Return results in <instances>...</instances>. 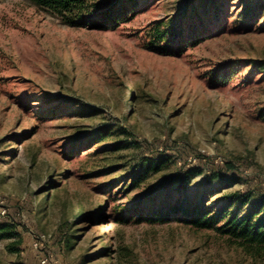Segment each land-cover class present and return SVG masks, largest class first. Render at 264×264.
<instances>
[{
    "label": "rangeland",
    "instance_id": "1",
    "mask_svg": "<svg viewBox=\"0 0 264 264\" xmlns=\"http://www.w3.org/2000/svg\"><path fill=\"white\" fill-rule=\"evenodd\" d=\"M108 1L128 9L118 24L75 27L29 0H0V203L23 238L18 251L0 238V264H110L97 253L120 241L137 260L117 264H264V247L245 249L220 224L129 212L147 211L140 197L198 152L233 162L240 180L222 189L200 174L189 197L208 186L212 205L225 191L264 190V6ZM173 25L176 43L156 49ZM128 133L137 144L121 147ZM158 153L171 162L141 174ZM86 214L101 219L86 228Z\"/></svg>",
    "mask_w": 264,
    "mask_h": 264
},
{
    "label": "trees",
    "instance_id": "2",
    "mask_svg": "<svg viewBox=\"0 0 264 264\" xmlns=\"http://www.w3.org/2000/svg\"><path fill=\"white\" fill-rule=\"evenodd\" d=\"M34 6L43 9L52 15L58 17L60 21L68 26L75 27H109L118 24L119 20L125 18L128 9H123L119 1L108 0H29ZM197 1V0H196ZM206 6L212 8V12L218 9V0H198ZM195 2V0H194ZM264 6V0L259 1ZM261 6V5H260ZM207 7V8H208ZM210 12L209 9L206 13ZM245 12L250 13L248 5ZM209 15V14H208ZM211 16V15H210ZM199 17V22L203 23V17ZM205 17V16H204ZM196 24L189 28V40H197L199 32H193ZM181 30L176 25L170 26L168 29L169 40L165 41L166 45L157 42L156 49L168 50L172 43H176V38L180 35ZM183 37V36H182ZM18 138H16L17 142ZM126 143H122L121 147H129L137 144L133 133H128ZM199 156V160L195 163H188L184 158L180 167L170 172L167 181L163 187H159L156 191L148 195L140 197L139 206H148L149 209L137 210L138 205H134V209H129L130 213L138 214L139 218L148 219L151 222L168 221L172 218L191 223L198 228H210L216 224H220L218 230L235 240L240 246L251 251V249H261L264 247V190L253 191L234 190L225 191L216 203L207 205L206 199L210 196V187H204L201 190L196 188L192 197L186 195L192 185L193 179L200 174H204L205 183L211 184L217 182L220 188L225 189L231 184L238 182L240 177L233 173L235 164L231 161H224L222 164H216L211 161L200 160L203 155ZM204 157V156H203ZM172 156L166 153H158L153 156L144 157L141 162V174L158 171L171 162ZM210 162V163H208ZM209 168L206 169L205 166ZM136 184L140 181V177H133ZM175 194L178 198L174 199ZM77 193H67V197L74 198ZM70 202V201H69ZM68 204V201L65 202ZM216 205V206H215ZM125 211V210H122ZM79 215H81L79 213ZM78 215V216H79ZM81 223L88 228L96 221L100 220L92 214L82 216ZM125 220L124 217H119ZM73 225V222H69ZM0 238L9 240L8 248L18 251L23 242L21 232L18 226L5 216L0 218ZM98 256H106L112 260L110 264L115 263V259L128 258L130 261L137 260V255L133 254L123 241L119 242V248L114 249L110 244L98 253Z\"/></svg>",
    "mask_w": 264,
    "mask_h": 264
},
{
    "label": "built area",
    "instance_id": "3",
    "mask_svg": "<svg viewBox=\"0 0 264 264\" xmlns=\"http://www.w3.org/2000/svg\"><path fill=\"white\" fill-rule=\"evenodd\" d=\"M199 154L206 156V154H204V152H199ZM198 160H199V156L196 154H192L188 157L187 162L188 163H195ZM219 163H221V164L224 163V160L221 159L219 161ZM4 216H6V209H3V205H1V203H0V218H2ZM40 264H48V258L43 257V259H41V261H40Z\"/></svg>",
    "mask_w": 264,
    "mask_h": 264
}]
</instances>
